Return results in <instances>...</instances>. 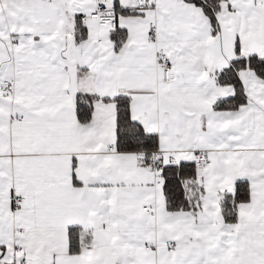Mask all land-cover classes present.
Here are the masks:
<instances>
[{
  "label": "snow or ice",
  "instance_id": "1",
  "mask_svg": "<svg viewBox=\"0 0 264 264\" xmlns=\"http://www.w3.org/2000/svg\"><path fill=\"white\" fill-rule=\"evenodd\" d=\"M0 264H264V0H0Z\"/></svg>",
  "mask_w": 264,
  "mask_h": 264
}]
</instances>
